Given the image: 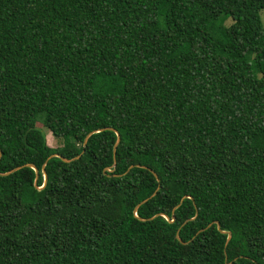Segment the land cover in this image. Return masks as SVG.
I'll use <instances>...</instances> for the list:
<instances>
[{"label":"trees","instance_id":"1","mask_svg":"<svg viewBox=\"0 0 264 264\" xmlns=\"http://www.w3.org/2000/svg\"><path fill=\"white\" fill-rule=\"evenodd\" d=\"M260 10L0 0V264H264Z\"/></svg>","mask_w":264,"mask_h":264},{"label":"water","instance_id":"2","mask_svg":"<svg viewBox=\"0 0 264 264\" xmlns=\"http://www.w3.org/2000/svg\"><path fill=\"white\" fill-rule=\"evenodd\" d=\"M106 129L109 130V131H113L111 128H106ZM99 131H101V130H97L96 132H99ZM113 132H114V131H113ZM92 133H93V132H89V133L85 136L84 141H83V144L86 142V139H87ZM115 134H116V133H115ZM118 142H119V137H118V135L116 134L115 143H114V146H113V149H112V156H114V149H115V147L117 146ZM52 157L59 158V159H60L62 162H64V163H69V162L73 161L74 159H77V158H78V156H76V157L73 158V159L66 160V159H64V158H62V157H58V155H56V154H52V155H50L47 159L52 158ZM46 161H47V160H46ZM44 164H45V162H44V163L42 164V166H41L42 185H41V187H39V188L36 187V180H37V177H38V171H37V169H36L33 165H30V164H28V165H24V166H21V167H27V168H30L31 170H33V172H34V182H33V186H34L35 188H37V189H41V188L44 186L45 182H46V175H45L44 170H43V168H44ZM21 167H16V168H14L13 170H11V171H9V172H6V173H3V174H0V176H7V175H9L10 173H12V172L18 170V169L21 168ZM131 168H132V166H129L128 169H127V171H128L129 169H131ZM142 168H143V167H142ZM152 175H153L154 178L156 179L155 174L152 173ZM156 180H157V179H156ZM157 189H158V187L155 189V191H154V192H153V193H152V194H151L146 200H148V199H150L152 196H154V194L156 193ZM184 198H188V197L185 196V197H183L182 199H184ZM146 200H143L142 202H140V204L144 203ZM140 204H138L137 206H135L134 210H135ZM163 218H164L166 221H168L169 223H172V222H173V218H172L171 220H168L166 217H163ZM142 221H143V220H142ZM210 225H211V224L207 225L205 229H207ZM216 229L218 230V232H220V233H224V232H222L221 230H219V226H218L217 223H216ZM226 234H227V237H226V241H225L224 247L226 246V244H227V242H228V240H229V237H230L229 233H226ZM175 238H176L177 240H179L178 237H177V235H175Z\"/></svg>","mask_w":264,"mask_h":264},{"label":"rangeland","instance_id":"3","mask_svg":"<svg viewBox=\"0 0 264 264\" xmlns=\"http://www.w3.org/2000/svg\"><path fill=\"white\" fill-rule=\"evenodd\" d=\"M258 14H259L261 24L264 27V10H260ZM227 24H229V22H227ZM42 131L44 133L45 141L48 146H50L51 148H55L60 145V141L57 139H54L49 132L45 130H42Z\"/></svg>","mask_w":264,"mask_h":264}]
</instances>
